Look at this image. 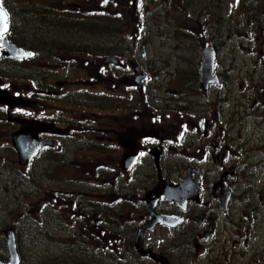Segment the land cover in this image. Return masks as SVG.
Returning <instances> with one entry per match:
<instances>
[{
    "label": "flooded vegetation",
    "instance_id": "obj_1",
    "mask_svg": "<svg viewBox=\"0 0 264 264\" xmlns=\"http://www.w3.org/2000/svg\"><path fill=\"white\" fill-rule=\"evenodd\" d=\"M31 1L0 0L8 26L2 36L5 41L28 52L32 60L57 59L61 54L95 60L91 63L94 77L88 81L83 76V92L80 89L74 96L78 98L75 104L68 100L73 95L70 84L57 81L60 70L55 65L39 66L29 84L22 78L23 83L15 86L0 76V90L22 99V105L13 109L0 106V136L9 140L16 157L12 135L18 131H30L40 146L27 167L17 162L19 182L30 190L22 192L23 198L31 197L35 204L31 213L34 230L47 235L53 228L65 231L71 250L86 252L87 262L96 264H160L135 248V236L148 225L152 228L143 234L142 249L166 264H264V112L256 100L263 98L264 88L253 91L255 100L249 109L240 103L228 107L231 81L227 73L217 70L215 60L213 75L218 84L204 88L198 68V93L189 94L195 99L191 106H180L184 101L179 100L176 106L168 103L161 114H153L143 102L138 113L135 100L125 109L118 100L107 105L103 97L118 94L116 88L136 94L135 87L127 85L134 77L131 67L133 77L120 79V61L131 54L122 43L130 29L127 7L133 8V26L148 22L140 10L141 0H109L114 7H123V15L116 13L117 8L110 13L106 0H36L29 4ZM17 7H39L35 20L41 26L29 29L45 33L52 28L56 37L48 44L43 36L37 37L28 45L31 33L22 30L24 20ZM79 10V29L89 43H80L81 38L76 42L78 37L71 33L68 22ZM114 25L117 34L112 31ZM106 33L109 39L105 43L100 42L103 37L97 45L92 43L95 34ZM131 36L138 41L135 32ZM203 47L213 49L217 58V47ZM0 53V63L22 66L29 62L10 59L4 47ZM107 59L117 64L108 65ZM133 65L143 72L136 62ZM105 82L113 94L103 89ZM24 84L26 88L19 90ZM99 86L101 90H96ZM105 107H112V114L104 115ZM248 114L254 121L252 128L246 124ZM249 129L260 135L251 136ZM132 132L142 133L146 139L136 140ZM132 149L136 162L124 171L127 165L122 160ZM59 174H68L69 179L57 178ZM181 183L195 189V195L179 199L180 206L163 195H151L159 184ZM162 217L175 219L171 226L153 224ZM55 241L52 238L51 245ZM89 256L97 259L89 260Z\"/></svg>",
    "mask_w": 264,
    "mask_h": 264
},
{
    "label": "rangeland",
    "instance_id": "obj_2",
    "mask_svg": "<svg viewBox=\"0 0 264 264\" xmlns=\"http://www.w3.org/2000/svg\"><path fill=\"white\" fill-rule=\"evenodd\" d=\"M34 1L36 0H32L29 4H33ZM204 1L206 0H141L143 7L139 8L143 14H146L148 22L146 25L140 22L134 26L131 24L135 20V18L132 20L131 16L133 8L127 7L128 20H131L129 21L130 29L127 32V39L123 40V44L131 54L129 56L125 54L126 57L120 61V65L122 64L121 68L119 67L122 71L120 79L132 75L133 66L131 63L136 62L146 74L147 82L143 83L145 86L143 95H139L138 91L133 94V91L128 88L112 87L116 88L118 94L103 97L105 104L111 106L116 103L113 100H118L121 109H125L131 101L135 100L136 103L138 102L136 107L138 113L142 109L140 102H143L146 107L153 110V114H161V109H164L168 103L176 106L179 100L184 101L182 104L179 103L180 106H191L195 99H192L189 94L198 93L197 78L202 46L213 44L218 48L217 70L227 73L231 81L229 89L232 93L228 107L232 104L233 107H238L240 103L244 108H250L252 101L255 100L253 91L258 86L264 88V3L260 7H252L251 0H219V5L216 7L215 0H212L213 2L208 0L214 3V7L210 5L211 9L204 10ZM37 8L39 7H17L24 20L22 30L31 33L28 34L30 36L28 45H33L37 37L43 36L41 39H45L46 44L56 37L52 28L44 29L45 33L29 29L30 26L35 25L34 29L39 30V26H41V22L35 20V16L39 13ZM51 8L48 7V9ZM105 8H108L110 13L117 8L116 13L123 15V7H114L109 0L105 1ZM93 17H97V15ZM78 21H81L80 10L74 11L72 21L68 22L73 28L71 33L78 37L75 39L76 42L81 38L80 43L84 40L89 43L88 38L82 37L79 29L81 25L78 24ZM134 32L141 40L137 41L131 36ZM15 34L19 38V32H15ZM100 37L104 38L100 41L103 43L109 39L107 33L104 36L95 34L92 43L97 45ZM57 45L59 43L55 44V46ZM71 46L74 45L71 44ZM142 48L145 49L144 52H142ZM28 61L22 66L9 61L0 63L1 78L15 86L20 82L23 83L22 78L26 84H29L39 66L55 65L60 70L59 74H56L57 81L70 84L68 90L73 95L68 100L72 99V103L75 104L78 98L74 96L81 93L83 76L88 81L94 77L91 63L95 60L90 58L87 60L67 58L61 54L57 59ZM42 75H44L43 72ZM105 84L103 89L107 91V82ZM24 88H26L25 84L20 86L19 90ZM96 90H101V86ZM107 92V94H113L111 90ZM89 97L97 98L91 95ZM246 98L249 100L245 101ZM263 98H256L261 104L258 103L257 106H262V112H264ZM63 99L62 101H64ZM111 110H113L112 107H105L103 114L110 115L112 114ZM235 111L238 113L239 109L236 108ZM247 117L249 118L246 120V124L252 128L254 124L252 115L248 114ZM248 133L254 137L260 135L256 134L254 129L252 131L249 129ZM17 162L18 158L12 153L9 140L4 139L1 135L0 253L5 249L2 232L8 227H14L20 264H96L91 261L87 262V255H84L86 252L80 249L71 250L67 244V238H65V231L53 228L50 230L51 234L47 235L34 230V216L31 213L35 209V204L31 197L23 198L22 192L30 190L24 188L19 182L17 173L20 168ZM67 175L59 174L57 178L67 180L69 179ZM73 178L80 179L76 176ZM56 221L51 219L52 224H56ZM158 235L160 236V234ZM52 238L56 241L51 245ZM92 259L95 260L97 257H92L89 260Z\"/></svg>",
    "mask_w": 264,
    "mask_h": 264
},
{
    "label": "water",
    "instance_id": "obj_3",
    "mask_svg": "<svg viewBox=\"0 0 264 264\" xmlns=\"http://www.w3.org/2000/svg\"><path fill=\"white\" fill-rule=\"evenodd\" d=\"M6 24V22H5ZM7 29V25H6ZM6 32L4 29V25L0 24V47L6 48L8 51L7 56L10 59L14 60H23L29 58V53L15 48L12 45H9L7 41H5L2 38V35ZM1 57V53H0ZM202 62L200 65V84L204 86H208L209 84L217 85L218 81L216 77L213 75L214 70V63H215V53L214 50L208 47H203L202 53H201ZM106 64H117V61L114 59H107ZM133 72L134 77L132 80L127 83L129 86H134L135 89L141 93L142 92V86L145 81V76L141 69L138 66L133 65ZM22 99L12 97L8 92H4L0 90V106H7L10 109L16 108L20 105ZM131 135H136V140L146 139L145 135L136 134L135 132H132ZM121 137V136H120ZM36 139L33 134H31L30 131H18L12 135V146L15 150L18 158V165L19 166H25L27 167L32 159L36 156L40 146L38 147L36 144ZM136 162V156H135V149H132L130 153L124 156L122 160L123 165H127L126 168H124V171H129ZM154 164L158 168V155L154 156ZM151 195L159 196L163 195L168 201L173 202L180 206L179 199L182 198H188L191 199L195 195V189H191L189 186L185 185V183H181L177 186H164L159 184L157 188L154 189V191L151 193ZM186 196V197H183ZM183 203V202H182ZM183 206V205H182ZM174 217H162L155 219L153 221V224L160 223L162 225L171 226L172 221L174 220ZM152 228L151 225L144 226L141 228L137 235L135 236V248L138 253L140 254H150L151 258L155 260L156 262H159L160 264H166L163 260V258H157L159 256H156L152 254L151 252H144L142 249V240H143V234L145 232H148ZM4 239H5V247H6V254H7V260L5 262L0 261V264H20V259L16 247V238H15V230L12 227L6 228L2 232Z\"/></svg>",
    "mask_w": 264,
    "mask_h": 264
},
{
    "label": "trees",
    "instance_id": "obj_4",
    "mask_svg": "<svg viewBox=\"0 0 264 264\" xmlns=\"http://www.w3.org/2000/svg\"><path fill=\"white\" fill-rule=\"evenodd\" d=\"M212 1V0H211ZM252 1V4H251V6L252 7H256V6H258V7H260V5L262 4V3H264V0H251ZM213 2V1H212ZM212 2H210V1H208V0H206V1H204V10H209V9H211L210 7V5H212L213 7H214V3H212ZM215 2V4L217 5L216 7H218V5H219V0H215L214 1ZM108 28H106V30H107ZM112 31H113V33L115 34L116 32L115 31H117V27L114 25V26H112ZM113 34V35H114ZM117 34V33H116ZM122 42V41H121ZM123 43V42H122ZM89 46H90V44H89ZM1 235V234H0ZM2 253H0V261H6V259H7V256H6V252H5V249H3V251H1Z\"/></svg>",
    "mask_w": 264,
    "mask_h": 264
},
{
    "label": "snow or ice",
    "instance_id": "obj_5",
    "mask_svg": "<svg viewBox=\"0 0 264 264\" xmlns=\"http://www.w3.org/2000/svg\"><path fill=\"white\" fill-rule=\"evenodd\" d=\"M6 13H4L3 9L0 8V24L4 25V29L6 30Z\"/></svg>",
    "mask_w": 264,
    "mask_h": 264
}]
</instances>
